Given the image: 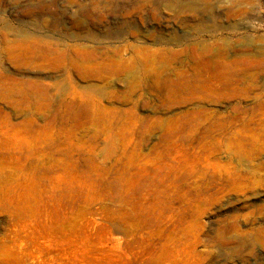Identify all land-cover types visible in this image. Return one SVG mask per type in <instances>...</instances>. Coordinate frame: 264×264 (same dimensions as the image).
<instances>
[{
  "label": "rangeland",
  "instance_id": "rangeland-1",
  "mask_svg": "<svg viewBox=\"0 0 264 264\" xmlns=\"http://www.w3.org/2000/svg\"><path fill=\"white\" fill-rule=\"evenodd\" d=\"M0 264H264V0H0Z\"/></svg>",
  "mask_w": 264,
  "mask_h": 264
},
{
  "label": "bare ground",
  "instance_id": "bare-ground-1",
  "mask_svg": "<svg viewBox=\"0 0 264 264\" xmlns=\"http://www.w3.org/2000/svg\"><path fill=\"white\" fill-rule=\"evenodd\" d=\"M129 185H131V181H128V180H124V183L122 184L121 186V190H120V198L123 202L127 203V202H130L129 199L132 198V194H130V192L128 194H125L124 192L129 189ZM140 187V185H137L135 188H134V191L137 192V189Z\"/></svg>",
  "mask_w": 264,
  "mask_h": 264
}]
</instances>
